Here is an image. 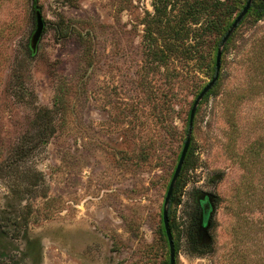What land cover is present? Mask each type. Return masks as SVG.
<instances>
[{"label": "rangeland", "instance_id": "1", "mask_svg": "<svg viewBox=\"0 0 264 264\" xmlns=\"http://www.w3.org/2000/svg\"><path fill=\"white\" fill-rule=\"evenodd\" d=\"M153 1L0 0V264L170 259L164 201L195 91L212 78L179 79L160 110L165 76L142 68ZM36 7L45 30L33 52ZM221 75L173 207L176 264H264V18L239 24ZM65 78L66 118L55 104ZM204 195L214 208L199 249Z\"/></svg>", "mask_w": 264, "mask_h": 264}, {"label": "trees", "instance_id": "2", "mask_svg": "<svg viewBox=\"0 0 264 264\" xmlns=\"http://www.w3.org/2000/svg\"><path fill=\"white\" fill-rule=\"evenodd\" d=\"M246 2L247 0L153 1V11H147L142 22L144 25L142 68L145 71V77H149L155 72H162L165 76V86L167 87L165 89H168V91L164 93L165 99H163L161 103L160 110H166L168 105L167 97L169 96L167 93L170 92L171 94L172 87L179 79H189L190 77L197 78L196 71L201 72L202 70H208L211 78H214L216 74L217 52L221 41L238 14L246 5ZM252 14L259 20L264 18V0H254L249 12L243 20ZM238 28L239 26L237 29ZM234 34L228 40L222 57ZM85 54L87 55V64H90L91 61L88 59L90 58V50H85ZM194 60L195 62H192ZM221 79L222 75L220 71L218 81L205 95L199 108L211 95L218 93ZM68 80V78L62 79L61 82L63 83L58 86L55 94V104L58 106V110L62 111V116L64 118H66L69 113L66 99L71 84ZM207 84L198 86L195 91L194 101ZM237 98L239 99V97ZM193 140L194 136H192V142L169 206V219L172 228H174V219L172 218L174 214V204L180 201L181 192L187 180L186 173L195 164ZM208 205L209 202L207 200L202 198L198 200L196 229L201 219H203L204 222L211 220L214 205L211 202L210 211H207L206 208ZM208 215H210V217ZM25 225H27V222ZM163 235L166 240H168L164 224ZM167 264H170V259L167 261Z\"/></svg>", "mask_w": 264, "mask_h": 264}, {"label": "water", "instance_id": "3", "mask_svg": "<svg viewBox=\"0 0 264 264\" xmlns=\"http://www.w3.org/2000/svg\"><path fill=\"white\" fill-rule=\"evenodd\" d=\"M254 0H247L246 5L242 9V11L238 14L236 19L234 20L232 26L227 31L225 36L223 37L221 44L219 46L218 52H217V60H216V74L213 79L209 81V83L202 89V91L199 93L197 98L195 99L191 112H190V118H189V127H188V133L186 136V140L179 158V161L177 163L176 169L174 171L173 177L171 179V182L168 187V191L165 197L164 206H163V222L170 246V264H176V248H175V242L173 238V233L170 226V219H169V206L171 202V198L175 189V186L177 184V181L179 179V176L181 174L184 162L186 160L187 153L189 151L191 142H192V136H193V127H194V121L195 117L199 108L200 103L204 99L205 95L213 88V86L216 84L220 77V71H221V60H222V54L224 51V48L228 42V40L231 38L235 30L237 29L238 25L241 23V21L244 19V17L249 12ZM35 17H36V27L35 30L31 36V49L33 52H36L38 49L39 41L41 40L44 29H45V19L43 17V14L40 9H37L35 11Z\"/></svg>", "mask_w": 264, "mask_h": 264}, {"label": "flooded vegetation", "instance_id": "4", "mask_svg": "<svg viewBox=\"0 0 264 264\" xmlns=\"http://www.w3.org/2000/svg\"><path fill=\"white\" fill-rule=\"evenodd\" d=\"M39 9L38 7H36L35 11ZM239 26V25H238ZM45 30V29H44ZM236 31V30H235ZM41 41V40H40ZM39 41V42H40ZM39 46V44H38ZM30 48H31V39H30ZM32 50V49H31ZM204 200H207L209 202V208L207 209V211H210L211 208V202H212V197L211 195H207L202 198ZM209 214L211 215V213L209 212ZM210 215H208L210 217ZM210 227V220L204 222L203 219L200 220L196 232H197V240L199 241L197 244L199 245V249H201L204 245L208 244L210 241V235L208 233V229Z\"/></svg>", "mask_w": 264, "mask_h": 264}]
</instances>
